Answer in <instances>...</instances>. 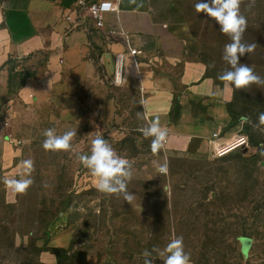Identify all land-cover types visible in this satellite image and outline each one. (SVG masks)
Instances as JSON below:
<instances>
[{"label": "rangeland", "instance_id": "1", "mask_svg": "<svg viewBox=\"0 0 264 264\" xmlns=\"http://www.w3.org/2000/svg\"><path fill=\"white\" fill-rule=\"evenodd\" d=\"M145 9L160 24L164 37L183 42L184 57L200 64L204 76L216 88L229 116V126L239 125V135L248 148L213 158L208 147L189 154L158 158L151 152V137L141 132L126 134L113 143L109 131H100L123 158L132 164V179L126 201L123 195L97 190V178L72 152H50L42 147L43 132L59 129L44 120L29 128L20 126L25 138L16 137L19 147L4 141L0 128V150L22 148L34 156L32 185L18 194L3 183L10 174L0 171V257L3 264H44L40 253L50 235L67 226L71 232L67 250L50 249L56 264H143L141 253L153 248L163 251L175 237L182 236L192 264H264V132L254 128L264 112V86L253 84L237 90L217 79L229 66L222 60L230 39L204 13H197V0H144ZM247 18L243 42L255 43V51L240 58L264 77V0L240 6ZM173 52L178 47L172 45ZM177 50V51H176ZM214 65V66H213ZM248 116L251 124L242 123ZM33 122V119H32ZM264 127V126H261ZM140 138H138V136ZM76 150L90 154L91 140ZM25 144V145H24ZM168 161L167 174L157 164ZM1 166V165H0ZM15 177V176H14ZM8 234H18L13 240ZM240 238L251 241L247 253ZM15 243L18 246L10 247ZM16 244V245H17ZM154 264H163L153 253Z\"/></svg>", "mask_w": 264, "mask_h": 264}, {"label": "crops", "instance_id": "2", "mask_svg": "<svg viewBox=\"0 0 264 264\" xmlns=\"http://www.w3.org/2000/svg\"><path fill=\"white\" fill-rule=\"evenodd\" d=\"M75 3L0 0V128L8 121L14 135L28 142L20 126L44 120L61 134L77 129L73 142L78 146L104 130L117 143L120 129L140 132L138 128L159 117L168 137L158 158L205 150L212 133L220 134V142L239 135V125L229 126L224 104L202 66L184 57L182 41L164 37L144 0H121L119 20L113 14L104 19L105 29L121 26L129 32L139 51V78L129 67L121 87L110 85L121 40H107L105 29L96 30ZM23 147L0 150V171L20 177L23 162L34 156ZM7 237L19 239L18 234ZM70 238L67 226L54 231L40 253L42 262L56 264L49 250H67Z\"/></svg>", "mask_w": 264, "mask_h": 264}, {"label": "clouds", "instance_id": "3", "mask_svg": "<svg viewBox=\"0 0 264 264\" xmlns=\"http://www.w3.org/2000/svg\"><path fill=\"white\" fill-rule=\"evenodd\" d=\"M245 0H197L194 9L197 13H204L219 25L221 33L229 37L230 43L225 44L222 54V60L229 66L218 73L217 79L228 82L237 90H246L251 85L264 86V77L258 75L253 67L240 62V58L249 55L255 51L257 45L243 42V35L247 29V18L241 14L240 6ZM256 4V0H247V7L251 9ZM214 66V65H213ZM138 118L143 119L140 113ZM242 123L251 124L248 116L240 117ZM254 128L264 132V112L258 116V123ZM138 131L147 139L151 137L150 149L155 155L165 146L168 129L160 122L159 117L147 122L144 126L138 128ZM45 137L42 147L45 151L72 152L76 155L80 164L87 168L93 177L97 178V190L107 195H123L126 201L132 199V195L127 192V184L132 179L131 162L119 156L116 150L104 138L97 134L91 140L90 154L76 150L73 140L77 135V129H69L63 134H57L55 128H48L43 132ZM264 156V152L260 153ZM25 171L19 178L5 177L3 183L13 189L18 194H26L28 188L32 185L31 171L34 169L33 161L23 162ZM158 171L161 174H167L169 166L165 159L157 164ZM157 253L163 264H192L191 254L185 251L182 236L173 238L163 251L153 248L145 249L141 256L143 264H154L153 253Z\"/></svg>", "mask_w": 264, "mask_h": 264}, {"label": "built area", "instance_id": "4", "mask_svg": "<svg viewBox=\"0 0 264 264\" xmlns=\"http://www.w3.org/2000/svg\"><path fill=\"white\" fill-rule=\"evenodd\" d=\"M120 2L121 0H76L75 4L78 12L86 14V17L92 22L96 30H103L105 29L104 19L106 15L113 14L116 20H119ZM66 20L70 21V18L67 17ZM104 35L107 40L112 41L117 38L123 44V50L113 55L110 85L113 87L123 86L129 67L135 73L136 78H139L137 59L139 51L132 45V35L121 26L117 29L106 28ZM1 131L4 132L3 138L9 145L14 147L21 146V140L17 139L10 132V124L8 121L2 122ZM97 134L99 132L95 133L93 138ZM219 140V133H212L208 139L207 146L213 158L220 159L232 152L248 148V140L242 135H237L227 142H220Z\"/></svg>", "mask_w": 264, "mask_h": 264}, {"label": "water", "instance_id": "5", "mask_svg": "<svg viewBox=\"0 0 264 264\" xmlns=\"http://www.w3.org/2000/svg\"><path fill=\"white\" fill-rule=\"evenodd\" d=\"M240 244H241V251L245 254L247 253L249 247H250V244H251V241L250 239L248 238H240Z\"/></svg>", "mask_w": 264, "mask_h": 264}]
</instances>
